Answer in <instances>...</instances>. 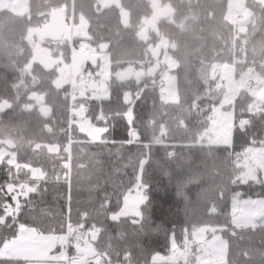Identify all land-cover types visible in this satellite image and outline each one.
<instances>
[{
    "label": "trees",
    "instance_id": "trees-1",
    "mask_svg": "<svg viewBox=\"0 0 264 264\" xmlns=\"http://www.w3.org/2000/svg\"><path fill=\"white\" fill-rule=\"evenodd\" d=\"M158 2L161 18L155 25L149 22L153 0H119L120 5L109 0H30L28 13L0 10V149L8 147L16 162L8 155L0 165L11 164L24 180L29 169L60 175L70 162L75 181L110 188L112 180L133 178L146 162L152 220L161 228L165 225L160 220L167 218L186 224L190 232L221 228L229 241L225 264H264V225L232 224L234 197L264 196L262 173L257 181H244L248 163L237 159L245 160L250 146H264V109L250 112L254 97L241 90L228 107L234 108L231 145L210 144L207 138L213 108L224 94L212 66L233 65L237 57L242 61L235 63L236 78L249 70L264 76V0H242L243 16L236 22L230 15L232 0ZM58 9H65L69 23L73 17L74 25L83 27L73 42L53 51L69 60L71 46L87 41L91 48L110 53L112 68L137 65L140 76L108 78L106 99L71 97L69 84L57 87L58 70L34 60L36 48L29 36ZM157 46L177 64L169 72L177 86L172 100L163 91L166 65L152 55ZM81 119L106 127L99 141L81 130ZM117 168L120 175L114 172ZM160 235L153 247L166 254Z\"/></svg>",
    "mask_w": 264,
    "mask_h": 264
},
{
    "label": "snow or ice",
    "instance_id": "snow-or-ice-1",
    "mask_svg": "<svg viewBox=\"0 0 264 264\" xmlns=\"http://www.w3.org/2000/svg\"><path fill=\"white\" fill-rule=\"evenodd\" d=\"M145 166L109 188L75 181L70 162L60 175L29 169L24 180L0 165V264H201L195 228L152 220ZM161 232L166 254L153 247Z\"/></svg>",
    "mask_w": 264,
    "mask_h": 264
},
{
    "label": "rangeland",
    "instance_id": "rangeland-1",
    "mask_svg": "<svg viewBox=\"0 0 264 264\" xmlns=\"http://www.w3.org/2000/svg\"><path fill=\"white\" fill-rule=\"evenodd\" d=\"M117 5L119 0H109ZM232 5V2L231 4ZM242 4L238 5L241 10ZM10 10L17 14H25L30 11V0H0V10ZM237 10V11H238ZM30 43L36 48L34 60L42 63L46 68H56L58 77L55 81L57 87L65 85L71 86L72 97L76 94L90 95L96 99H106L110 96L107 87V79L114 76L123 81L140 76L141 69L137 65L124 64L118 68H112L110 53L105 49H93L82 41L78 47L71 50L69 60H66L63 53L53 51L58 49L61 40L41 39L38 35L29 36ZM160 47L165 48L166 43L162 39ZM159 46L152 51L155 59H160L166 70L163 73L162 83L164 93L172 100L176 96L175 77L170 74V70L176 67V62L168 53H162ZM151 52V49H149ZM55 52V55L54 53ZM158 53V54H157ZM96 69V70H95ZM155 70V68H154ZM153 70V71H154ZM211 74L219 79V83L224 86V94L220 105H216L212 111L211 125L208 129V142L210 144L229 145L232 143L234 128V108L228 109L235 103V97L241 90H247L254 97V101L249 109L256 112L264 109V76L252 70L247 71L240 77L235 76V64L227 63L214 64ZM175 92V93H173ZM130 110V109H129ZM127 112V118L131 117V111ZM80 128L87 133L90 139L99 141L105 126H98L89 120L81 119ZM10 155V162L16 164L14 155L8 147L0 149V163L3 158ZM245 157L248 165L244 169V181L259 179V173L264 178V146H250L245 150ZM39 173V169H32ZM238 200V202H237ZM232 224L234 227L246 228L257 225H264V196L258 198L242 199L234 197ZM221 228L204 226L197 229L200 243L198 247L204 248L201 254V264H225L229 259V241L223 235Z\"/></svg>",
    "mask_w": 264,
    "mask_h": 264
},
{
    "label": "water",
    "instance_id": "water-1",
    "mask_svg": "<svg viewBox=\"0 0 264 264\" xmlns=\"http://www.w3.org/2000/svg\"><path fill=\"white\" fill-rule=\"evenodd\" d=\"M154 14L149 22L154 23V25L160 20V9L158 0H153ZM80 26H72L67 20V13L65 9L55 10L48 21L42 28H37L32 31L33 34L38 35L41 39H52V40H61L65 39L67 42H72L73 39L78 35Z\"/></svg>",
    "mask_w": 264,
    "mask_h": 264
},
{
    "label": "crops",
    "instance_id": "crops-1",
    "mask_svg": "<svg viewBox=\"0 0 264 264\" xmlns=\"http://www.w3.org/2000/svg\"><path fill=\"white\" fill-rule=\"evenodd\" d=\"M242 4V0H232V5H231V13H230V15L232 16V20H235L236 19V14H237V10H238V5L239 4ZM72 47V46H71ZM72 49H73V47H72ZM158 54V53H157ZM55 55V54H54ZM56 56V55H55ZM78 124H80V121L78 122ZM103 134V133H102ZM214 145H219V144H214ZM229 145H231V144H229ZM226 146H228V145H226ZM236 197H239V196H236ZM235 197V198H236ZM237 202H238V200H237ZM232 212H233V209H232Z\"/></svg>",
    "mask_w": 264,
    "mask_h": 264
},
{
    "label": "built area",
    "instance_id": "built-area-1",
    "mask_svg": "<svg viewBox=\"0 0 264 264\" xmlns=\"http://www.w3.org/2000/svg\"><path fill=\"white\" fill-rule=\"evenodd\" d=\"M63 7H65V5ZM241 16H243V12H240V11L237 12L236 18L241 17ZM235 20H237V19H235ZM234 62L235 63L236 62H241V59L235 58L234 59ZM69 96H72V93L71 92H70ZM103 122L104 123H107L108 122V119L107 118H103ZM237 159H239L243 163L244 166L247 164L246 161L243 159V157L238 156Z\"/></svg>",
    "mask_w": 264,
    "mask_h": 264
},
{
    "label": "flooded vegetation",
    "instance_id": "flooded-vegetation-1",
    "mask_svg": "<svg viewBox=\"0 0 264 264\" xmlns=\"http://www.w3.org/2000/svg\"><path fill=\"white\" fill-rule=\"evenodd\" d=\"M74 27H76V26H74Z\"/></svg>",
    "mask_w": 264,
    "mask_h": 264
}]
</instances>
